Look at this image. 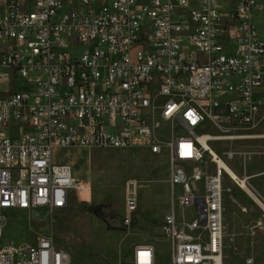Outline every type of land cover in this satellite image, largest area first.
<instances>
[{
	"label": "built area",
	"instance_id": "built-area-1",
	"mask_svg": "<svg viewBox=\"0 0 264 264\" xmlns=\"http://www.w3.org/2000/svg\"><path fill=\"white\" fill-rule=\"evenodd\" d=\"M256 9L257 0H0V44L10 43L0 49V239L9 212L93 206L89 186L58 161L63 151L145 147L169 156L173 206L162 235L172 257L162 264H224L232 177L221 163L250 153L214 148L264 139ZM137 190L125 183V230ZM132 253L115 264H159L153 243ZM0 264L74 260L49 232L0 245Z\"/></svg>",
	"mask_w": 264,
	"mask_h": 264
},
{
	"label": "rangeland",
	"instance_id": "rangeland-1",
	"mask_svg": "<svg viewBox=\"0 0 264 264\" xmlns=\"http://www.w3.org/2000/svg\"><path fill=\"white\" fill-rule=\"evenodd\" d=\"M224 11L233 12L234 7L227 4ZM252 21L264 41V0H257ZM9 45L1 43L0 49ZM22 83L20 80L19 84ZM5 90L6 85H0V93ZM166 129L169 130V127ZM212 130L207 126V132L213 133ZM257 133L264 134V112L258 122ZM215 146L220 154L223 149L250 153L248 156L224 159L240 177L245 175L249 178L257 196V192L264 196V139ZM70 156L62 153L58 160L65 163L73 159L76 177L89 180L94 202L105 207V214L91 211V208H97L95 205L77 206L74 202L65 210L55 211L52 216L46 209L9 212L0 245L34 244L37 234L50 232L60 245L68 249L74 264H115L123 259L129 260L136 244L152 241L157 247V263L169 262L172 243L160 237L162 228L159 227L166 215L172 212L167 153L152 154L145 148H80ZM128 180L138 181L139 213L127 231L120 216L125 213V183ZM223 185L226 219L224 264H246L249 257L254 259L255 264H264V211L257 204L256 207L249 199L251 197L234 181L226 178ZM111 202L113 208L107 206ZM144 211L151 217L150 224H144ZM194 211V208L185 211L187 220L192 218ZM177 215H181L178 207Z\"/></svg>",
	"mask_w": 264,
	"mask_h": 264
},
{
	"label": "crops",
	"instance_id": "crops-1",
	"mask_svg": "<svg viewBox=\"0 0 264 264\" xmlns=\"http://www.w3.org/2000/svg\"><path fill=\"white\" fill-rule=\"evenodd\" d=\"M143 148H145V147H143ZM78 149H80V148H71V149H68V150H65V151H63V153H66L67 154V156L68 157H71L70 155L72 154V152H78ZM146 150H148L150 153H151V151L148 149V148H145ZM164 152H166V151H164ZM167 153V152H166ZM153 154V153H152ZM162 154V153H161ZM76 155V154H75ZM168 155V154H167ZM59 161V160H58ZM73 159L72 160H68L67 162H65V163H67V164H69L70 166H71V168H72V171H73V175H74V177L76 178V179H78V177H76V175H75V169H74V164H73ZM79 180V179H78ZM80 182H82V183H85L86 185H88L89 186V188H90V190H91V194H90V197H89V201H90V203L92 204V205H95V206H97V207H99L100 205H97L95 202H94V193H93V190H92V186H91V183L89 182V180H79ZM168 184H169V187H170V177H169V181H168ZM244 194V193H243ZM245 196H247V195H245ZM249 198V197H248ZM253 203H254V205L256 206V207H258L257 205H256V203L251 199V198H249ZM74 201H72V203H73ZM71 203V204H72ZM77 206H81V205H79V204H77L76 202H74ZM109 204H112V208L114 207L113 206V203L111 202V203H109ZM115 205V204H114ZM172 206H173V204H172ZM111 208V209H112ZM67 209V208H66ZM65 210V209H64ZM247 210V209H246ZM248 211V210H247ZM139 213V208H138V210H137V214ZM144 213V215H145V218H143L145 221H144V224L146 223V224H148L149 222H150V218L151 217H149V215L147 214V212H143ZM136 214V215H137ZM170 214V213H169ZM169 214H167L166 215V217L169 215ZM121 217V216H120ZM165 217V218H166ZM135 220V219H134ZM164 221H165V219L160 223V228H161V225L164 223ZM152 223H154V222H152ZM150 224V223H149ZM155 224V223H154ZM224 224H225V222H224ZM127 231H128V229H126ZM160 237H162V238H165V237H163V235L162 236H160ZM145 243H153L152 241H147V242H145ZM139 244H144V243H139ZM137 245V244H136ZM132 257H133V253H132V251L130 252V257H129V260L130 259H132Z\"/></svg>",
	"mask_w": 264,
	"mask_h": 264
},
{
	"label": "bare ground",
	"instance_id": "bare-ground-1",
	"mask_svg": "<svg viewBox=\"0 0 264 264\" xmlns=\"http://www.w3.org/2000/svg\"><path fill=\"white\" fill-rule=\"evenodd\" d=\"M234 144V143H233ZM237 151V150H236ZM264 155V154H263ZM222 166L225 167L226 171L228 172V174L232 177H225L234 181L236 184L239 185V187L244 190L246 192V194L251 197L255 203L257 205H259V207L264 211V196H262L259 192L257 196L254 192V189L252 187V184L249 182H245L242 177H240L224 160H222V163H221ZM248 183V184H247ZM255 188V187H254ZM224 192H225V189H224ZM138 195V194H137ZM223 206H224V197H223ZM223 218H224V213H223ZM226 220V219H225ZM224 220V221H225ZM224 227H225V224H224ZM161 228H162V225H161Z\"/></svg>",
	"mask_w": 264,
	"mask_h": 264
},
{
	"label": "flooded vegetation",
	"instance_id": "flooded-vegetation-1",
	"mask_svg": "<svg viewBox=\"0 0 264 264\" xmlns=\"http://www.w3.org/2000/svg\"><path fill=\"white\" fill-rule=\"evenodd\" d=\"M95 209H97V212H95V213H97V214H98V213H99V214H105V211H104L105 209H104L103 211H102L100 208H98V207L95 208Z\"/></svg>",
	"mask_w": 264,
	"mask_h": 264
},
{
	"label": "trees",
	"instance_id": "trees-1",
	"mask_svg": "<svg viewBox=\"0 0 264 264\" xmlns=\"http://www.w3.org/2000/svg\"><path fill=\"white\" fill-rule=\"evenodd\" d=\"M90 210L94 211V212H97V209H95V208H91Z\"/></svg>",
	"mask_w": 264,
	"mask_h": 264
},
{
	"label": "water",
	"instance_id": "water-1",
	"mask_svg": "<svg viewBox=\"0 0 264 264\" xmlns=\"http://www.w3.org/2000/svg\"><path fill=\"white\" fill-rule=\"evenodd\" d=\"M108 207H111L112 205L111 204H109V205H107ZM101 207V206H100ZM102 207H104V206H102Z\"/></svg>",
	"mask_w": 264,
	"mask_h": 264
}]
</instances>
